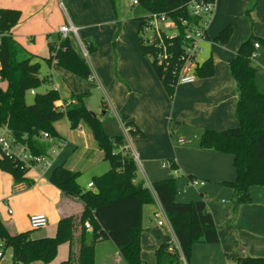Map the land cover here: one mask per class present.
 Listing matches in <instances>:
<instances>
[{"label":"crops","instance_id":"0c3cea01","mask_svg":"<svg viewBox=\"0 0 264 264\" xmlns=\"http://www.w3.org/2000/svg\"><path fill=\"white\" fill-rule=\"evenodd\" d=\"M92 1L96 5L88 0H0V8L20 11L19 22L11 29L12 36L37 58L38 54L35 52L37 43L39 42L45 49L41 57L48 58V43L54 42L55 38L48 42L45 36L52 33L57 35L59 26L67 22L77 27L86 44L89 43L92 47L90 53L92 74L89 78L97 81V86L98 83L100 84L98 87H101L110 108L113 109L110 114L108 106L105 105L102 117H99L103 129L110 136H123L124 149L128 152L131 147L137 159L141 160V174L140 176L137 174V179L144 182L152 197V203L142 207L141 259L145 264H155L156 248L162 243L176 241L168 218L152 187L154 182L167 178L175 179L176 201L189 203L202 199L216 227L218 241L193 244L190 256L186 258L189 264H236L237 259L244 257L264 258V186H250L248 189L250 202L235 206L231 201L233 190L228 185L235 179L233 155L197 147L198 139L204 130L220 131L237 126L233 114L237 92L235 81L230 75L229 62L235 56L239 44L250 36L260 39L253 40V44L258 43V47L254 49L252 64L255 68V85L264 93V46H262L264 45V0H255L253 3L248 0L241 8L242 16L239 21L246 24L241 31H237L232 22L234 18L227 14L229 0H214L206 38L201 44L202 52L197 60L199 67L210 57L213 73L206 77L196 76L192 83L176 84L171 95L167 93L153 68L146 65L138 38L134 39L130 35L131 40L123 44L122 37L127 36V30L121 29L119 32L116 39V53L111 52L108 41L104 45L100 44V38L106 35L108 27L111 39L115 23L112 18H106L108 15L106 7H103L105 22H100L98 19L102 8L97 5L102 2ZM249 4L254 5L251 11L246 9ZM245 15L251 20L245 19ZM142 16L144 15L138 17ZM249 21L252 26L250 30L247 29ZM228 25L232 29L229 40L223 45L215 43L213 39ZM110 26H113L111 30ZM204 44L209 47V54ZM49 73L43 79L49 82L52 86L50 89H53L58 85L54 83L52 74ZM48 77L50 80H47ZM0 87L4 89L6 83L0 81ZM59 89L58 86V92ZM34 91L37 92L36 89ZM74 92L73 94L87 93L82 87ZM27 94L33 95L30 92ZM130 98L139 105L138 113L129 109L127 102ZM74 102L75 100L70 96L69 100L58 99L55 104L65 106L66 103ZM112 116L114 118H111ZM57 122L55 128L58 135L45 139L48 149L51 150L55 147L60 149L64 147L65 140L62 136L65 135L58 130ZM127 122L138 129V134L132 136L129 131L127 133L124 131ZM65 134L76 143H80L75 140L76 137L82 139L84 143L82 152L92 147V143L86 138L89 133L87 134L80 124L76 128L69 129ZM192 137L196 140L183 144L177 142L179 138ZM72 145L73 142H68L59 154L55 153L56 155L52 153L49 155L47 152L48 164L45 167L36 165L28 169L25 178L31 182L30 185L26 182L14 183L9 173L0 170V217L8 227L17 232L31 230L28 217L43 214L48 221L47 226L43 227H47L46 232L40 231L37 234L31 232V237H51L55 234L60 218L69 216L76 219L80 216L82 203L76 198L62 195L49 182L52 171L58 166L74 171V168L65 166L66 158L63 157L65 149ZM91 151L102 159V152L98 147L95 151L94 149ZM164 159L166 161L162 162ZM167 161L174 164L175 168L161 166ZM87 162L90 167L96 165L92 158H88ZM96 176L99 175L93 173L92 180L88 181L84 188L80 187L92 189L93 186L87 185ZM9 209L10 213H8ZM158 209H161L165 215L169 227L157 226L153 212ZM81 226L78 221L75 222V234H79L83 228L89 233L90 227L85 228V224L82 228ZM76 240L73 239L72 245L69 243L59 245L56 257L50 264H58L66 260L69 250L75 252ZM58 254L59 258H57ZM35 263L41 264V262Z\"/></svg>","mask_w":264,"mask_h":264},{"label":"trees","instance_id":"16d2710c","mask_svg":"<svg viewBox=\"0 0 264 264\" xmlns=\"http://www.w3.org/2000/svg\"><path fill=\"white\" fill-rule=\"evenodd\" d=\"M189 0H136L147 13H166L174 19L182 34L186 26L179 20L188 23L196 22L189 17L186 4ZM115 12L114 1L111 0ZM20 11L11 8H0V81L6 87H0V128L7 127L15 141L25 145L29 151L38 156L47 157L48 143L42 138L58 135L55 124L65 117L71 128L84 122L89 128L97 147L102 152V159L110 167L105 173L93 178V188L83 189L77 182L80 173L64 166L56 167L49 182L62 195L76 198L82 203L78 218L62 217L58 220L55 234L51 237L32 238L34 229L17 232L11 231L0 217V241L3 250L10 249L11 264L50 263L57 254L58 246L63 243L72 245L77 239L75 252L69 250L66 260L58 264H95L93 243L109 239L115 245L120 258L125 264H145L140 257V233L142 231V207L152 203L148 188L141 179H137V167L124 149L123 136H110L103 129L102 121L94 116L85 106L87 93L72 94L74 103H69L64 110L56 108L55 101L59 92L54 89L37 93L34 90L44 81L38 77L39 62L37 57L20 45L12 36L11 29L19 22ZM144 18L138 17L139 24ZM139 26V25H138ZM232 29L224 27L213 39L223 45ZM250 36L241 42L235 56L229 62L230 75L235 81L237 99L234 116L237 126L220 130H204L197 147L204 150H215L233 155L235 179L228 183L232 187V203L237 206L249 203L250 186H264V93L255 85V68L252 54L255 52ZM174 52V59L168 67L158 64V48L145 45L138 37L139 47L144 56L151 60V66L169 95L176 85L175 69L178 56L182 52L181 36L166 39ZM56 45L58 48L55 49ZM169 45V47L171 46ZM88 51L92 50L87 43ZM49 56L45 58L48 66H58L83 79L91 75L90 68L81 55L73 48L68 38L61 39L57 34L55 41L48 43ZM54 52V56H51ZM213 73L212 59L208 57L195 69L197 77L210 76ZM34 91L31 103L26 102V95ZM125 120V117H122ZM129 134H138V129L125 123ZM174 167V164H172ZM175 168V167H174ZM0 170L9 173L14 183L26 182L28 169L21 163L0 155ZM153 190L168 218L173 234L185 258H189L195 243H216L218 241L213 218L202 199L189 203L176 201L175 179L167 178L152 184ZM89 224L90 231L84 228L75 234V222ZM169 243L160 244L155 250V264H179L177 254L168 250ZM236 264H264V258L244 257Z\"/></svg>","mask_w":264,"mask_h":264},{"label":"rangeland","instance_id":"374dc122","mask_svg":"<svg viewBox=\"0 0 264 264\" xmlns=\"http://www.w3.org/2000/svg\"><path fill=\"white\" fill-rule=\"evenodd\" d=\"M88 1L92 4L94 3L92 0H88ZM100 1L102 2V4H98V2H97V4H98L97 6L102 8V10H101L102 13L99 17L100 19H98V20L100 22H103V23L105 22V17H104V10L105 9H103V7H106L107 8L106 10H108V11H106L108 13L106 18H112V21L115 23V25H114L115 29L111 33L112 34L111 39H110V35H109V29H108L109 27L108 28L105 27L106 28V35L101 36L100 44L104 45L108 41V43H110V46H111L110 47L111 52L116 53V47H115L116 42H117L116 39L119 36L120 30L121 29L127 30L126 31L127 36L122 37L124 45L127 44L131 40L130 35H132L134 37V39L138 38L139 37V35H138L139 22H138L136 17H138L139 15H145L147 12L139 5L131 6L130 5V4H132L131 0H112V1H114L115 12H113V10H112L111 0H106V1L100 0ZM247 1L248 0H229V3H228L229 8L227 10V14L230 15L232 18H234L232 22L235 24L234 26H236L237 31L244 30V28L246 27V24H244V22H241L239 20H240V17L242 16V14H240V10L242 7H244V4H246ZM254 1L255 0H251V3H253ZM94 5H96V3H94ZM251 7H254V5L249 4L246 7V9H250L248 11H251ZM245 19L251 20V18L248 17V15H245ZM112 21L109 20V22H112ZM36 23H38V21H36ZM46 24H48V23H46ZM112 27L113 26H110V30ZM251 27H252L251 22L249 21L247 29L250 30ZM77 36H78V38L75 37L73 34H70L69 40L71 41L73 48L82 56L84 61L87 63L88 67L91 69V63H90L91 51H88V46L86 44V41L83 39L81 34H79V29H78ZM140 36H141V38H144L145 33H144V35L140 34ZM45 38L49 42V41H52L54 38H56V35H54V33H52L48 36H45ZM79 41L82 42V46L86 50L85 54H83L81 45H79ZM204 46L207 50V53L209 54V47L207 46V44L206 45L204 44ZM262 46H264V45L262 44ZM101 50L102 51L104 50V46L101 47ZM35 52H36V54H38V58L36 60L39 62L38 77L42 80L43 77L46 76L47 73L50 72L52 74V78L54 80V83H56L60 87L59 99H63V100L68 99L69 100L71 94H73L74 91H77L78 88L82 87L83 91L87 92V95L84 98V101H85L84 104L91 113L97 114L98 117H102V111L104 110L105 105H107L108 111H109L108 113L111 114L113 109L110 108L109 102L107 101L105 94L102 92L101 87H98L100 85L99 83L97 86V81H95V80L92 81V80H90V78L89 79H83V78H81L77 75H74L71 72H68V71H66L63 68H60L58 66L49 67L47 65V63L45 62L44 58L41 57V54L45 53V49L43 46H41V44L39 42L36 45ZM207 53H206V55H207ZM144 61H146V65L148 67H152L151 66V60L149 57L145 56ZM112 68L114 70V65L112 66ZM50 73H49V75H50ZM58 86H57V88H58ZM51 87H52L51 84L45 80V81L41 82V84L36 88V91H37V93H43L47 89L49 90ZM25 98H26V102L28 104L31 103V101H32L31 95L27 94ZM72 98L73 97L71 96V99ZM128 100L129 101L127 102V105L129 107V109H133L134 112L138 113L139 105L134 100H132V98H130ZM111 118H114V117L112 116ZM79 124L82 126L83 130L87 134L89 133L86 138L89 139V141L92 143V147L85 152H82L83 144H84L82 139L76 137L75 140L80 142V143H76V141L74 142V140L69 139V137L65 134L68 132L69 129H71L69 122L65 117L61 118L57 122V127H58V130L61 133H64V135H65V136L61 135L65 140L64 141V147L68 142H73V145L70 148H66L65 151L63 152V157L66 158L65 166L66 167H72V168H74L73 169L74 171L78 170L80 172V176L78 177L77 181H78V184H80V186L84 188L86 186L87 182L92 180V174L93 173H96L97 175H101V174L105 173L106 171H108L110 165H109L108 161L102 160L100 157L98 158L97 154L95 152L91 151V149H94V151L97 149L96 143L92 139V135H91L90 130L87 127V125L84 122H79L78 125ZM187 139H189V138H187ZM189 140H196V138L192 137ZM64 147H62L61 149L55 147V148H52V150H51V148H49L47 152L49 155H51L50 153H52V154L58 153L59 154L61 152V150L64 149ZM128 153L133 158V149L131 147H130ZM88 158L89 159L92 158L93 161L96 162V165H94L93 167H90L89 163L87 162ZM134 161L137 165V170H138L137 174H138V176H140V174H141V164H140L141 160L138 158L136 160L134 159ZM163 161H166V159L162 160V162ZM158 166H159V164H158ZM167 170H169V169H167ZM46 230H47V227L46 228H40V229H34V230H32V233L37 234V232H40V231H41V233H43V232H46ZM11 231H13V228L11 229ZM93 247H94L95 264H125V262L120 258L118 251H117L115 245L111 242V240H109V239L97 240L96 242L93 243ZM57 258H59V254H58ZM52 262H53V260L50 263H52ZM0 264H11L10 250L9 249H6L4 251V259H2ZM31 264H36V263L34 262Z\"/></svg>","mask_w":264,"mask_h":264},{"label":"built area","instance_id":"2783aa9c","mask_svg":"<svg viewBox=\"0 0 264 264\" xmlns=\"http://www.w3.org/2000/svg\"><path fill=\"white\" fill-rule=\"evenodd\" d=\"M136 3V0H132V4L135 5ZM213 9L214 0H189L186 4V12L189 17H195L196 22L188 23L185 20H179L181 24L186 23V26L181 30L182 34H180L174 19L166 13L148 12L142 16L144 19L141 24H139L138 35L143 44L152 45L158 48V53L156 55V61L158 64L168 67L170 62L175 57L174 52L172 51L173 46L170 43H167L165 40L167 38L171 39L176 36H181L182 52L177 58V66L174 71L176 84L192 83L196 79L195 69L198 66L197 60L200 53L202 52L201 44L206 38L207 26L213 13ZM77 30V27H75L71 22H67L60 25L57 32L61 39H69L70 34H73L78 38ZM144 33L145 37L141 38L140 34L144 35ZM79 45H81L83 54H85L86 50L82 46L81 41H79ZM169 45L171 46L169 47ZM253 46L254 48H257L258 43H254ZM57 48L58 45H56L55 49ZM50 55L54 56V52H51ZM253 55L254 54H252L251 57H253ZM47 80H50V77H48ZM53 89L57 90V87L54 86ZM30 93L34 94V91L31 90ZM68 104L69 103H66L64 106L62 104L56 103L55 106L60 110H64ZM124 131L127 133L129 128L125 126ZM42 138H48L47 133H43ZM189 141L190 140L188 139L179 138L177 142L179 144H183ZM0 155L20 162L21 167L25 169H30L36 165H42L45 167L48 164L46 157L32 154L25 145L15 141L5 126L0 128ZM133 158L135 160L137 159V155L134 153ZM161 166L172 169V163L169 161L162 163ZM174 174L176 175V170H174ZM87 186L92 187L93 183L90 182ZM10 212L11 210L9 209L8 213ZM153 217L156 220L157 226L166 227L167 225V227H169L166 217L161 209L153 212ZM28 221L31 229H40L47 226L48 224L47 217L43 214L30 215L28 217ZM85 228H89L88 223H85ZM2 247L3 245L0 241V262L2 259H4V250ZM168 250L177 254L178 260L181 264H189L177 241L169 243ZM11 257L12 255L10 254V259Z\"/></svg>","mask_w":264,"mask_h":264},{"label":"water","instance_id":"95a60500","mask_svg":"<svg viewBox=\"0 0 264 264\" xmlns=\"http://www.w3.org/2000/svg\"><path fill=\"white\" fill-rule=\"evenodd\" d=\"M94 116H95V114L94 113H92Z\"/></svg>","mask_w":264,"mask_h":264}]
</instances>
